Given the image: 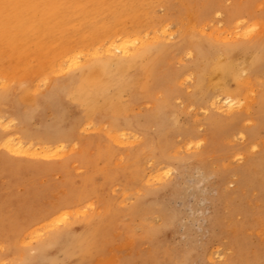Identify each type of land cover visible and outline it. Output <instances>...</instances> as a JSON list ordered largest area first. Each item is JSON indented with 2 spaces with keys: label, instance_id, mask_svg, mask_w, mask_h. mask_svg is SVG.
Here are the masks:
<instances>
[{
  "label": "rangeland",
  "instance_id": "rangeland-1",
  "mask_svg": "<svg viewBox=\"0 0 264 264\" xmlns=\"http://www.w3.org/2000/svg\"><path fill=\"white\" fill-rule=\"evenodd\" d=\"M202 2L212 10L207 20L210 27L207 25L205 28L207 34L219 25L222 29L229 28L231 23H228L227 12L240 8L242 2L245 3L246 12L238 15L241 24L239 30L252 23L259 26L257 30L254 26L249 33H252L251 36L238 35L241 33L237 31L238 28L229 34L223 33L227 38L241 42L233 57L242 76H249L250 71L253 76L246 91L248 99L245 97L241 101V108L232 112L228 113L224 108L213 109L205 101L199 103L193 99L196 73L189 72L188 68L194 64L198 67L204 64L208 49L207 42L203 41L200 43L201 51L182 47L175 59L172 57L167 61L158 73L157 83L161 88L153 85L156 95L165 94L166 91L169 93L172 80L177 90L171 100L173 110L164 112L161 117L152 112L151 102L145 104L137 100L131 84L137 81L138 76L129 66L120 69L106 66L108 81L112 85L105 86V91L99 97L93 93L86 96L100 100L101 104L94 103L93 108H88L82 102L78 86L72 82L76 78L68 80L59 77L60 81L54 83L56 77L46 75L43 79L34 80L26 76L25 81L20 79L16 82L12 80L13 75H8L7 79L0 77V120L8 122L7 133H27L30 130L35 133H60L75 128L78 130L76 136L79 134V140L73 143V151L68 150V163L61 157L40 162L25 159L24 156L8 154L0 147V264H264V104L259 101L264 99V47L261 48L260 43L264 34V0ZM187 9L178 0L169 5L168 15L164 19L169 22L172 41L181 40V23L189 19L185 14L187 11L184 12ZM166 11L158 6L156 14L161 17ZM177 17H181L180 20ZM106 18L111 20L113 16L107 15ZM91 19L89 24L93 25L96 18ZM213 20L218 23L215 24ZM184 44H187L186 41L181 42V45ZM33 47H30V51L34 50ZM13 51L16 49L7 39L1 41L0 54L3 52V57L0 55V69L14 61ZM255 55L258 58L253 62ZM244 62H248L245 70L242 67ZM18 65L21 67L20 60ZM255 66L256 70L253 71ZM180 74H183L182 77ZM218 79L219 74L213 77L214 81ZM115 81H120L119 85ZM227 83L232 89L236 87L232 78H228ZM33 90H36V95L32 104L28 98ZM251 99L253 101H249ZM110 106H113V112ZM129 108L131 111L127 118L125 114ZM91 109L95 112L92 116L102 115L108 127L109 120L115 118L122 127H129L141 134L136 139L133 132L129 133L133 136L130 140L147 149L154 148L159 133L164 132L168 147L159 157V162L152 158L150 151H146L147 156L143 158L142 165L150 177L149 182H137L133 176V155L129 153V145H116L104 138L97 141L100 135L93 126L84 130V119ZM134 111L137 112L135 124ZM29 115L32 117L29 118ZM215 117L221 120L218 125L212 121ZM189 135H192L189 137L191 141L188 139L187 143ZM175 144L176 150L172 152ZM101 147L104 149L100 150ZM110 148L117 149V154L111 160L105 153ZM195 151H199L200 159L193 155ZM178 166H181L180 169ZM139 199L145 207L137 205L133 211V204ZM109 209H113L114 214L107 215ZM55 219L59 220L53 221ZM64 225H69L65 235L48 240L50 243L35 253L33 246L37 238L29 237L30 234L39 233L42 237ZM17 232L24 243L29 244V253L33 254V257L25 254L26 261L20 259L23 246L17 251L8 245L15 242Z\"/></svg>",
  "mask_w": 264,
  "mask_h": 264
},
{
  "label": "bare ground",
  "instance_id": "bare-ground-1",
  "mask_svg": "<svg viewBox=\"0 0 264 264\" xmlns=\"http://www.w3.org/2000/svg\"><path fill=\"white\" fill-rule=\"evenodd\" d=\"M174 1L175 0H0V45H1V41L3 42L4 40L7 39L10 45L12 47H15L16 49V51H13L14 52L13 57L15 58L14 61H12L8 67L0 69V74H1L0 77L3 79H7L9 78L7 77L8 75H13L15 77L12 80H14L13 82H16L17 80L20 81V79L25 81L26 76L29 77L30 79H33V78L38 79L40 77L41 79H43L46 75V76L56 77L54 83L60 81L58 80L60 79L59 77H64L65 79H68V80L72 78L74 79L76 78L72 82L78 86V89H79L78 94L82 102L88 108L89 107L93 108L94 103L101 104L100 100L95 99L94 97H86V96L93 93L99 97L105 91L104 89L105 86L112 85L111 82L108 81L109 78L107 77L108 74L106 73V66L107 65L112 66L116 69L129 66V67H133V74L138 76L137 81L134 84H131L133 85L135 89V95H136L137 100H141L143 101L142 103L145 102V104L148 102H151L152 112L155 115L161 117L164 112L169 111L171 109L173 110V108H171L173 107L171 100H172L173 94L175 93L174 91L176 90L175 89L176 83H174L173 80L170 82L169 84L170 87H168L169 93H167L166 91L165 94L158 93L156 95L155 91L153 90V85L156 84L158 85V87L161 88V86H159V84L157 83L158 73L161 72L163 65L167 61L169 62V60L172 57L175 59L176 54H178V51L181 50L182 47L189 48L190 50H194L195 48H197L199 51H201L202 46L200 45V43H202L201 41H203V42H207V49H208V53L204 55L205 57V62L203 61L204 64L200 67L194 64L192 67L188 68L189 72L192 71L194 75L196 73L195 82L192 88L193 99H195L196 101H199V103L201 101H205L206 103H208V106L210 105L213 109L224 108V110L228 113L232 112L236 108L237 109L241 108L242 102H243L242 100H244L245 97H246L245 99H248V97L246 96L247 94L246 91H248L247 87L249 86L248 84H249L250 78L253 76L251 75V71L249 72L250 73L249 76L247 75L242 76L243 74H240L241 72L239 71V68L233 57V54H235L234 53L235 50L237 49L239 44H241V42L238 39L227 38L226 35H223V33L226 32V34L227 33L229 34V32L231 33V31L237 30V28L241 25L240 20H238V15L245 14L246 12L244 8L245 3L242 2L240 8L227 12L229 15V17L227 18L230 19V22L228 23L232 24V25L230 24L229 28L226 26L227 27L226 29H222V28H219L220 26L219 25L218 28L213 27L212 31L211 30H210L211 32L208 31V34H207L205 32V28L208 25V21H207L208 16L212 12L210 6L202 2V0H194L195 2H193V0L191 2H187V0H178L181 6H184L189 9V10L187 9L184 11V12L187 11L185 14L188 16L189 19H187V22H184L185 21L184 20L181 23V27H180L181 32H179L178 30L176 31V32L182 33L181 40L172 41L171 40L172 32L169 28V24H168L169 22H165L164 17L168 15L167 12L169 9V5L173 4ZM238 1L240 2V0ZM158 6H161L163 10H167L166 13L162 15L161 17H158L156 14ZM193 7H195V9L192 11ZM248 10H251V9H248ZM106 12H110V13L107 14ZM107 15H111L113 16V18L109 20L108 18H106ZM184 15L181 17L183 18ZM181 17H177V19L179 18L180 20ZM91 18L95 19V22L93 25L89 24V21ZM244 18L246 19V16ZM215 22H217V20ZM210 24L212 25V23ZM254 26L256 30H257V27H259L258 24L252 23V24L245 26L244 30H239L238 28L237 31L241 32L238 35H242V36H246V34L248 35L250 32L253 31ZM207 27L209 28L210 26L208 25ZM251 34L249 35L251 36ZM233 36L231 37L233 38ZM182 41H186L187 44L181 45ZM254 41H256V39ZM260 43H261V48L264 47V34H263V37ZM32 46H34L33 47L34 50L30 51V47ZM0 55L1 57H3V52H1ZM250 55H247V56H250ZM257 58L258 57H256L255 55L252 61L256 62ZM19 60L21 63V67L18 65ZM247 63L244 62L243 64L244 66L242 65L241 66L244 68L245 66H247L246 65ZM241 66L240 68H242ZM166 67L168 69V66ZM183 67H185V65H183ZM254 70H256V66L253 67V71ZM217 73L219 74V79L218 81L216 80L214 81L213 77L218 75ZM213 74H216V75L212 77ZM180 75L182 77L183 74H180ZM228 78H232L233 80H235L236 83L234 84H236V87L234 89L230 88L231 86L229 87V84L227 83ZM119 82L115 81V84L119 85L118 84ZM180 85L181 84H179L178 86ZM185 90L187 89L185 88ZM118 91H120V88L118 89ZM11 92L13 93L12 90ZM35 92L36 90H33V92L30 95V98H28V100L31 101V103L33 99L35 100V96H34L36 95ZM72 92H74V88ZM251 95H253V93ZM41 99L43 100V98ZM249 101H253V100L251 99ZM259 101L260 103L264 104V99H260ZM245 104L243 103V105ZM35 105L37 106V104ZM136 106L138 105L136 104ZM247 106L249 105L247 104ZM188 107L190 106L188 105ZM202 107L207 108L205 106H202ZM110 108H111V111L113 112L114 111L113 106H110ZM184 108L187 109L186 106ZM195 108L197 107L195 106ZM130 111L131 109L129 108L128 112L125 114L127 118H128L127 115L130 113ZM220 112H223V111H220ZM93 113H95L93 109L87 111L86 117L83 123L84 130L87 127L89 128V126H93L94 131L96 130L97 133L100 135L96 138L97 141H100V138H104V139H109L108 142L116 144V145H129V149H128L129 153L133 155V167L131 169L133 171V176L135 177L137 182L145 183L146 181H148L150 177L148 178V174L144 170L145 167H143L142 165L143 158L147 156L146 154L150 151L152 153V158H154L155 161L159 162V157L164 154L165 149L168 147L166 138L164 140V132L159 133L158 141L156 140L157 142L154 145L155 147L147 149L141 144L140 145L135 144L134 140L133 142L130 140V137L132 135H129V133L133 132V136H134V137L132 136L133 138H136L137 135L139 136L141 134H137L136 131H132L131 128L129 127H126V128L122 127L121 122H119L115 118H112L109 120L110 123L108 127V123L104 121V117L102 115L92 116ZM136 115H137V112L133 113L134 124L137 122ZM5 116H3V118ZM30 117L32 116L29 115V118ZM0 119H1V116H0ZM212 121L215 125H218L221 120L218 117L217 118L215 117V119H213ZM222 124H225V122ZM8 125H9L8 122H4L0 120V128H1L0 131L2 133V135L0 136V147H2L8 154L11 153V154L18 155V156H24L26 157L25 159H34L39 162L43 159L61 157L63 158L62 160L65 163H68L70 159L68 158V150L70 151L73 148V143L75 140H79V134L76 136V132L78 130H76L75 128H71V129H68L67 131H62L60 133H35L32 130L28 131L27 133L23 131L7 133L6 130L8 128ZM191 136L192 135L188 136L187 143H188V139H189V142L191 141L189 138ZM175 139L177 140V138ZM175 146L176 144L173 147L175 148ZM186 147H184V149ZM174 148L172 152L176 150V148L175 149ZM102 149H104V147L100 148V150ZM116 150L117 149H113V148L105 150V153L107 154V157L109 160H111L112 157L117 154ZM185 150L187 151V149ZM71 151H73V149ZM181 152L183 153V151ZM195 152L196 153L193 155L196 158L200 159V157H198L199 154H197L199 151H195ZM137 156H141L142 158H137ZM194 170H195V167H194ZM143 192L144 190L142 191V193ZM137 205L144 206L143 201L140 200L136 204H133V209H132L133 211L137 209ZM135 213H132V214H135ZM112 214H114V210L109 209L107 215H112ZM59 219H55L53 221H57ZM68 230H69V225H64L63 227H59L54 233L49 234V235L45 234V235H42V237L39 233L38 234L36 233V235L30 234L29 237L35 238V239L37 238L36 244L33 246L35 253L45 244L50 243L48 240L54 239V238L57 239L58 237L63 235ZM14 240L15 242L8 243V245L13 247L17 251H20L22 246L24 247V250L20 252L21 260L26 261L25 254H29L30 257H33V254L29 253V250H28L29 244H27V242L24 243L23 238L20 237L19 232L16 233ZM131 240L132 239H130V241Z\"/></svg>",
  "mask_w": 264,
  "mask_h": 264
}]
</instances>
